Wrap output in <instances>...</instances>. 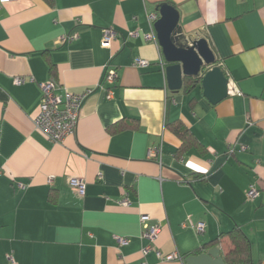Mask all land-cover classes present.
Instances as JSON below:
<instances>
[{"label": "crops", "instance_id": "obj_1", "mask_svg": "<svg viewBox=\"0 0 264 264\" xmlns=\"http://www.w3.org/2000/svg\"><path fill=\"white\" fill-rule=\"evenodd\" d=\"M161 1L177 8L184 33L206 39L239 94L211 103L200 82L189 93L167 87L161 47L143 37L146 12L158 16ZM108 27L115 36L103 44ZM107 64L117 72L110 98ZM50 78L61 94L88 90L59 141L33 123L38 82ZM177 120L193 135L179 153L168 125ZM149 146H159L155 157ZM70 177L84 180L82 194ZM252 182L259 192L247 197ZM142 213L158 227L152 239L141 234ZM235 224L251 264H264V0L0 3V264H184L180 255L219 234L223 254L221 234Z\"/></svg>", "mask_w": 264, "mask_h": 264}, {"label": "built area", "instance_id": "obj_2", "mask_svg": "<svg viewBox=\"0 0 264 264\" xmlns=\"http://www.w3.org/2000/svg\"><path fill=\"white\" fill-rule=\"evenodd\" d=\"M5 0H0L2 3ZM146 16L149 18L150 31L144 33L143 37L145 39L153 40L157 43V39L154 33V29L152 27V20L155 18L156 14L154 12H146ZM136 32H131V34H135ZM115 32L111 28H104L103 35L101 41L103 44H108L111 38L114 36ZM72 35L63 34L59 36V41L65 42L71 39ZM133 64L136 65H146L147 61L143 58L136 57L133 60ZM117 78L116 69L110 64L105 65L104 73L102 75V81L106 84V97H112L113 90L111 86L115 83V79ZM23 76H16L14 81L15 83L24 82ZM30 79V78H29ZM32 79V77H31ZM39 87L41 89V96L38 103V111L33 116V123L35 128L41 130L48 138L53 140H61L65 135L72 133L74 125L76 123L79 109L83 103L84 98L88 94V90L83 92H73L70 90H65L63 94L55 91L57 85L53 79H49L46 81H42L39 83ZM226 93L227 95L239 94L240 90L236 86L233 79L227 77L226 82ZM241 149H245V145L239 146ZM159 150V146H149L147 151L151 157H155ZM99 177L101 173L98 174ZM70 184L75 186L79 194L84 192L85 182L82 178L79 177H70ZM259 192L258 186L255 185L254 182L250 183L245 190V195L247 197H253L257 195ZM122 203L128 204L130 203L129 199L125 196L122 200ZM149 216L148 214L142 213L140 215V222L142 225V236L152 239L157 232L156 224L148 223ZM186 224L191 227H194L197 231L201 232L204 228L203 221H195L190 216L187 217ZM121 242H125V238L120 239ZM149 245H145L142 248L143 253L148 251ZM158 256H163L165 258H174L178 256L177 252H169L161 255L160 251H156ZM142 264H145L144 262Z\"/></svg>", "mask_w": 264, "mask_h": 264}, {"label": "water", "instance_id": "obj_3", "mask_svg": "<svg viewBox=\"0 0 264 264\" xmlns=\"http://www.w3.org/2000/svg\"><path fill=\"white\" fill-rule=\"evenodd\" d=\"M158 17L153 23L158 44L168 62L164 68L167 87L177 90L183 76H196L200 80L202 95L211 103L227 96L222 68L214 63V54L206 39L182 31L179 12L167 1L155 6ZM186 264H224L217 246L185 256Z\"/></svg>", "mask_w": 264, "mask_h": 264}, {"label": "trees", "instance_id": "obj_4", "mask_svg": "<svg viewBox=\"0 0 264 264\" xmlns=\"http://www.w3.org/2000/svg\"><path fill=\"white\" fill-rule=\"evenodd\" d=\"M50 2L51 0H46ZM170 2V1H168ZM171 3V2H170ZM53 67H50L51 72ZM199 79L196 76H183L182 78V84L180 87V90L189 93L193 86L199 84ZM172 131L175 132V134L180 138L181 140V146L177 148V153L182 151V149L187 145L190 144L188 141L189 138H192L193 135L189 131V129L179 120L174 121L170 124H168ZM116 127L113 125L111 127V130H115ZM221 235H225L229 240V247L226 251L223 252V254H220L224 264H251V257H250V240L247 237V235L243 232V230L238 225H233L228 230L222 232ZM220 234L210 239L209 241L201 244L198 248L195 250L190 251V254L198 253L201 251L206 250L209 247L217 246L219 248V251L221 249L220 247ZM220 253V252H219ZM185 256L180 255V259L185 263L184 261Z\"/></svg>", "mask_w": 264, "mask_h": 264}, {"label": "bare ground", "instance_id": "obj_5", "mask_svg": "<svg viewBox=\"0 0 264 264\" xmlns=\"http://www.w3.org/2000/svg\"><path fill=\"white\" fill-rule=\"evenodd\" d=\"M153 12V11H152ZM154 13L156 14V12L154 11ZM158 16H157V14H156V16H155V18L152 20V22L154 23V21H155V19L157 18ZM147 19H148V21H149V18L147 17ZM112 29V28H111ZM113 30V29H112ZM114 31V30H113ZM115 32V31H114ZM137 32V31H136ZM131 34V33H130ZM136 34V33H135ZM144 35V34H143ZM114 36H115V34H114ZM113 36V37H114ZM145 40H150V39H145ZM215 61V60H214ZM167 62V61H166ZM168 63V62H167ZM212 65H217V64H214V63H212L211 65H207V66H209V67H211ZM166 66V65H165ZM219 66V65H218ZM221 67V66H220ZM223 70V69H222ZM224 72V71H223ZM103 73H104V69H103ZM224 74H225V72H224ZM165 75V74H164ZM225 76H226V74H225ZM31 77L32 76H30L29 78H30V80H32L33 79V77H32V79H31ZM165 77V76H164ZM227 77V76H226ZM183 78V77H182ZM50 79H53V78H50ZM49 80V79H48ZM116 80V79H115ZM166 80V79H165ZM200 81V80H199ZM40 82H42V81H39L38 82V84L40 83ZM181 87V86H180ZM180 89V88H179ZM80 110V109H79ZM73 130H74V128H73ZM73 133V132H72ZM50 139V138H49ZM50 140H53V139H50ZM53 141H59V140H53Z\"/></svg>", "mask_w": 264, "mask_h": 264}]
</instances>
